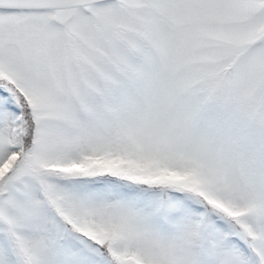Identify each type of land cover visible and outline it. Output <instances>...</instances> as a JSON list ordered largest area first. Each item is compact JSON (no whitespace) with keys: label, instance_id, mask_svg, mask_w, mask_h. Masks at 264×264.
Masks as SVG:
<instances>
[{"label":"snow or ice","instance_id":"snow-or-ice-1","mask_svg":"<svg viewBox=\"0 0 264 264\" xmlns=\"http://www.w3.org/2000/svg\"><path fill=\"white\" fill-rule=\"evenodd\" d=\"M0 264H264V0H0Z\"/></svg>","mask_w":264,"mask_h":264}]
</instances>
